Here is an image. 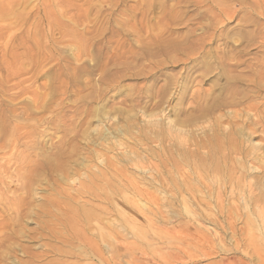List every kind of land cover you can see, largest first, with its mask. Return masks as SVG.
I'll list each match as a JSON object with an SVG mask.
<instances>
[{"label":"rangeland","instance_id":"374dc122","mask_svg":"<svg viewBox=\"0 0 264 264\" xmlns=\"http://www.w3.org/2000/svg\"><path fill=\"white\" fill-rule=\"evenodd\" d=\"M263 207L264 0H0V264H260Z\"/></svg>","mask_w":264,"mask_h":264},{"label":"bare ground","instance_id":"6f19581e","mask_svg":"<svg viewBox=\"0 0 264 264\" xmlns=\"http://www.w3.org/2000/svg\"><path fill=\"white\" fill-rule=\"evenodd\" d=\"M172 130H173V129H172ZM176 141H177V140H176ZM258 203H259V201H258ZM257 206H259V205H257ZM260 206H262V205H260ZM257 208H258V207H257ZM257 208H256V209H257ZM261 208H262V207H261ZM263 209H264V207H263ZM259 210H260V209H259ZM256 212H257V211H256ZM263 212H264V211H263ZM263 212H260V211H259V213H260L259 217H260L261 220H262V226H263L262 228H264V213H263ZM258 232H259V231H258ZM255 233H256V232H255ZM263 233H264V229H263ZM201 236H202V235H201ZM254 237H255V234H254ZM256 238H258V237H256ZM254 239H255V238H254ZM254 239H253V237H252V240H254ZM255 240H256V239H255ZM259 241H260V240H259ZM251 242H253V241H251ZM257 244H258V243H257ZM258 245H259V244H258ZM255 246H257V245H255ZM252 247H253V246H252ZM254 248H255V247H254ZM254 248H253V250H255ZM258 251H259V249L257 250V252H256V250H255V253H257L256 256L259 258V260H260V264H264V255H262V252L260 253V251H259V252H258ZM253 253H254V252H253ZM253 253H252V254H253ZM255 253H254V254H255ZM257 257H256V258H257ZM243 263H244V262H243ZM229 264H230V263H229ZM231 264H232V263H231ZM244 264H246V263H244Z\"/></svg>","mask_w":264,"mask_h":264}]
</instances>
